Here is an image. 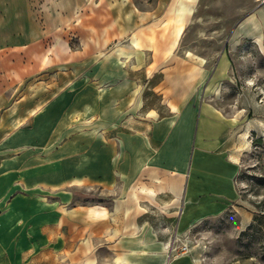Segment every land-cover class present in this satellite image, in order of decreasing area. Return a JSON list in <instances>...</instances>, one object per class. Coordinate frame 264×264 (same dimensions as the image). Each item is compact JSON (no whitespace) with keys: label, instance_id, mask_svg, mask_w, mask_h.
Segmentation results:
<instances>
[{"label":"rangeland","instance_id":"rangeland-1","mask_svg":"<svg viewBox=\"0 0 264 264\" xmlns=\"http://www.w3.org/2000/svg\"><path fill=\"white\" fill-rule=\"evenodd\" d=\"M84 1L0 0V12L24 13L28 21L41 20L43 29L38 43L17 54L26 60V76L11 102L22 96L26 106L37 109L20 128L0 132V223L19 213L9 211L11 203L27 204L41 208L43 217L56 220L59 233L66 234L72 212L80 214L84 205L130 200L126 188L132 183L119 174L122 145L128 142L141 160L158 159L165 133L158 126L177 115L170 103L193 86L189 101L212 106L222 120L235 124L228 130L229 145L236 144L230 152L239 156L234 191L215 193L212 180L196 171L198 156L212 150L198 151L197 107L185 153L181 148L175 152L185 155L191 179L197 177L196 195L185 199L182 190L169 201L172 211L154 212L149 226L153 249L157 254L165 246L166 264H264V38L234 33L236 21L264 2L176 0L166 9L171 6L177 14L175 31H182L146 36L171 47L156 50L136 47L140 38L132 33H110L105 43L98 42L96 32L88 36L82 24ZM155 1L127 3L143 8ZM117 24L128 31L138 25L128 12ZM186 75L203 80L187 83ZM146 173V168L139 171L134 187L143 186ZM164 214L172 217L164 220ZM68 251L60 250L59 264H67Z\"/></svg>","mask_w":264,"mask_h":264},{"label":"crops","instance_id":"crops-1","mask_svg":"<svg viewBox=\"0 0 264 264\" xmlns=\"http://www.w3.org/2000/svg\"><path fill=\"white\" fill-rule=\"evenodd\" d=\"M174 1L156 0L155 5L140 8L134 3L129 6L127 0H96L93 3L86 0L82 5L84 31L88 36L92 32L100 35L99 43H105L110 33H132L140 38V46H136L140 49L169 50L171 47L167 42H149L145 37L181 33L182 28L181 31H175L177 14L170 9L171 6L166 9ZM127 12L129 18L138 24L129 31L117 24ZM261 13L264 15V6L240 17L234 24V33L264 38ZM110 19L115 21L110 24ZM40 24L41 20L28 21V17L21 12H0V132L20 128L37 109L35 104L26 106V101L21 100L22 96L17 97L14 103L11 99L26 76V60L17 58V54H26L33 44L41 40L43 29ZM250 29L254 32L250 33ZM131 42L137 44L136 37L131 38ZM201 77L183 76L187 83L192 84L201 82ZM192 88L185 90V96H180L178 102L170 103L171 107L174 106L172 111L177 115L158 126L159 131L165 132L158 159L149 155L141 160L135 156L133 147L129 148L128 142L122 145L119 174L123 182L129 180L132 183L130 189L126 188V195L131 201L117 198L109 205H84L80 214L76 213L80 210L72 212L66 234L59 233L56 220L47 221L43 217L41 208L11 203L9 211L19 210V213H10L14 217L0 223V227L3 226V234L0 232V264H59L60 250L66 248L69 250L66 255L67 264H155L156 257L162 260L159 264H166L163 261L165 246L155 254L153 229L149 226L155 220L154 212L172 211L169 201L178 197L182 190L185 191V199L193 200V195H196L194 185L197 177L194 181L191 179V172L187 174L185 171V155L181 158L175 152L181 148L185 153L197 107L201 113L195 128L198 151L202 153L203 147L212 150L209 156H198L196 171L201 170L212 180L215 193L233 194V177L239 158L238 154L230 152V146L236 144L229 145L228 142V130L235 124L222 120L212 106L202 102L197 106L194 101H189L193 95ZM247 131H250L249 127ZM247 131H241V139L245 140ZM3 136L0 135V141ZM3 162L4 159L0 158V167ZM143 168H146L148 178L143 186L134 187L133 181L140 177L139 171ZM2 190L0 187V194H4ZM139 195L141 198L146 196L147 201H140L137 197ZM157 199L159 202H154ZM31 209L32 212L26 215L25 212ZM140 211H143L141 215L138 214ZM139 217L143 218L142 221H139ZM171 217L172 214H164L163 219ZM138 226L142 231L138 230ZM134 227L137 229L134 230ZM143 243L147 248L141 246ZM149 243L152 244L150 249Z\"/></svg>","mask_w":264,"mask_h":264},{"label":"built area","instance_id":"built-area-1","mask_svg":"<svg viewBox=\"0 0 264 264\" xmlns=\"http://www.w3.org/2000/svg\"><path fill=\"white\" fill-rule=\"evenodd\" d=\"M261 2H264V0H260Z\"/></svg>","mask_w":264,"mask_h":264}]
</instances>
